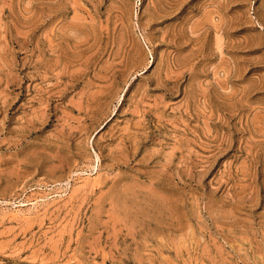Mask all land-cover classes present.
<instances>
[{
	"label": "rangeland",
	"instance_id": "rangeland-1",
	"mask_svg": "<svg viewBox=\"0 0 264 264\" xmlns=\"http://www.w3.org/2000/svg\"><path fill=\"white\" fill-rule=\"evenodd\" d=\"M0 264H264V0H0Z\"/></svg>",
	"mask_w": 264,
	"mask_h": 264
}]
</instances>
